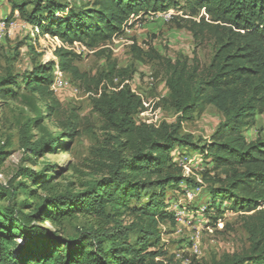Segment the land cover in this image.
Returning <instances> with one entry per match:
<instances>
[{
	"label": "trees",
	"instance_id": "16d2710c",
	"mask_svg": "<svg viewBox=\"0 0 264 264\" xmlns=\"http://www.w3.org/2000/svg\"><path fill=\"white\" fill-rule=\"evenodd\" d=\"M9 2L25 22L58 37L63 45L77 42L105 57V68L92 76L78 67L81 55L65 47L54 52L61 71L90 94L105 142L97 163L100 177L81 192L37 195V189L50 188L49 167L39 172L20 168L9 183L0 184V264H177L160 246V226L177 225L169 210L170 191L183 184L193 189L201 185L183 175L172 156L176 149L181 154L201 152L209 161L202 182L209 184L211 203L203 212L222 215L220 207L226 202L249 235L246 253L224 254L207 264H264V136L253 141L244 136V129L264 113V0H187V5L205 11L188 28L196 48L206 39L214 43L207 66L196 48L192 58L180 55L172 61L152 45L148 50L132 45L135 61H158L166 68L168 104L178 117L175 123L158 126L136 122L147 108L125 84L136 73L135 66L118 68L106 46L124 35L133 19L167 12L178 1L93 0L85 8L58 0ZM54 65L40 63L0 78L1 101L30 98L44 106L45 115L30 123L35 129L61 110L52 90ZM208 106L224 117L210 140L196 141L182 133L183 126ZM71 117L59 127L60 134L46 141L32 143L24 131L23 148L37 156L63 151L62 142L67 145L81 134L82 119ZM8 157L1 149L0 168ZM20 193L30 197L18 205L14 200ZM78 217L88 219L89 227L75 237L63 235V223ZM210 218L216 227L218 218ZM46 223L54 230L46 229ZM184 259L204 264L195 255L185 254Z\"/></svg>",
	"mask_w": 264,
	"mask_h": 264
},
{
	"label": "rangeland",
	"instance_id": "374dc122",
	"mask_svg": "<svg viewBox=\"0 0 264 264\" xmlns=\"http://www.w3.org/2000/svg\"><path fill=\"white\" fill-rule=\"evenodd\" d=\"M24 1V0H19ZM32 1V0H31ZM74 8H85L93 0H58ZM179 5L167 12L150 13L143 18H135L127 27L124 35H120L110 42L106 48L112 52L118 68L134 65L136 73L125 84L141 95L147 105V110L136 117V122L160 125L163 122L175 123L178 115L169 104V90L166 85L167 72L164 64L158 61L138 62L132 53V45L136 43L144 50L152 47L165 59L175 61L180 55L192 58L196 44L188 26L190 21H198L205 11L187 5V0H176ZM32 6L28 7L31 11ZM208 19V18H207ZM12 21H24L18 12H13L9 0H0V78L7 75L22 74L34 65L48 62H58L55 57L54 45L42 42L35 46L30 43V34L24 28L11 29ZM132 24V26H130ZM44 41L43 36L40 37ZM80 43H78L79 45ZM82 45V44H81ZM85 47L84 45H82ZM76 47V46H74ZM79 47V46H78ZM82 47V48H83ZM82 59L77 64L82 72L94 76L106 66L104 56H98L96 51H84L74 48ZM198 57L203 66L210 64L214 55V43L210 39L197 47ZM70 86L63 92L55 93L61 103V110L55 117L46 119L42 128H32L30 123L44 114V106L30 98L19 99L16 102L0 100V150L9 153L0 168V184H7L17 174L20 168H30L37 172L50 168L47 177L53 175L48 191L37 189V195L47 196L62 193H78L86 189V185L100 177L97 163L99 151L105 142V135L101 131L100 117L94 113L91 96L83 87L66 75ZM24 93V92H21ZM77 114L81 119V134L71 143L62 142L66 148L57 150L54 154L47 151L41 155L26 151L21 142L24 131L32 143L46 141L48 137H55L62 132L63 124L70 123L72 115ZM224 121L223 115L214 107L208 106L195 119L183 126L182 133L191 134L196 141H209ZM244 136L248 141L264 136V113L256 116V123L251 128L244 129ZM181 154V149H176ZM173 152V153H174ZM178 154V156H180ZM193 163L183 168V175L194 179L201 185L193 200L187 198V191L193 188L181 185L180 189L170 191L169 210L173 213L183 212L176 227L169 224L160 226L162 241L160 246L173 257L177 264H186L185 254L195 255L202 263H210L224 254H244L249 250V235L244 229L239 215L227 210L228 203L220 209L222 215L213 210L204 213L211 203L208 192L209 184L202 182V173L209 169V161L201 152L191 154ZM176 159V158H174ZM176 161V160H175ZM174 161V162H175ZM19 180L16 181L18 184ZM204 185V186H203ZM20 193L14 203L20 205L28 198ZM1 204H6L3 202ZM216 209V208H215ZM210 217L218 218L217 226ZM130 220H125L128 223ZM48 230H54L50 224H44ZM89 227V220L82 217L64 222L61 226L63 235L75 237L83 229Z\"/></svg>",
	"mask_w": 264,
	"mask_h": 264
},
{
	"label": "built area",
	"instance_id": "2783aa9c",
	"mask_svg": "<svg viewBox=\"0 0 264 264\" xmlns=\"http://www.w3.org/2000/svg\"><path fill=\"white\" fill-rule=\"evenodd\" d=\"M19 27L28 30V32L30 34V38H31L30 43L33 46H35L38 42H42L43 47L45 48V46H46L45 45V41H47V44H51V45L56 46V47H54V48H56L55 51L57 49L61 48V47H65L68 50H72L74 52H76L74 48H78V49H81V50H84V51L88 50L86 47H83L81 44L78 45L77 42L74 43L72 46H70V45L65 46L58 39V37L52 36L49 33H45L42 30H40L39 27L31 26L25 21H12V23L10 25L11 29H16V28H19ZM41 36H43L44 41H42V39H40ZM74 46H76V47H74ZM53 73H54V82H53V85H52L53 92L54 93H58V92H63L65 90H67V88H69V86H70V82H69L66 74L63 71H61L58 62L57 63L55 62L54 72ZM132 92L134 94H136L137 96H139L140 98H142L141 95L136 93L134 90H132ZM143 104H144L145 107L147 106L144 101H143ZM141 114H143V113H141ZM178 154H176V152H174V153H172V156H173V159L176 158V159H174V161L176 160L175 162L182 169L185 168L186 166H188L189 164L193 163V157H192L191 154H179L180 156H178ZM0 178H1V175H0ZM199 192H201V188H195V189L188 190L187 193H186L187 198L191 201V200H193V198ZM182 213L183 212L175 213L176 221L181 219ZM185 262H186V264H188V261H185Z\"/></svg>",
	"mask_w": 264,
	"mask_h": 264
}]
</instances>
